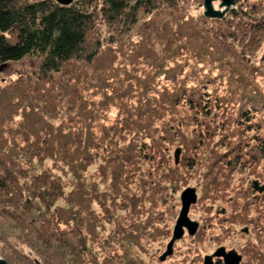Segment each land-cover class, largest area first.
Here are the masks:
<instances>
[{
  "label": "trees",
  "instance_id": "trees-1",
  "mask_svg": "<svg viewBox=\"0 0 264 264\" xmlns=\"http://www.w3.org/2000/svg\"><path fill=\"white\" fill-rule=\"evenodd\" d=\"M241 1L211 20L190 14L188 0H0V67L38 61L0 79L1 258L196 264L147 250L161 240L155 188L176 178L187 187L193 166L213 195L233 189L239 172L259 175L264 0ZM178 147L198 157L176 166L166 155ZM244 189V200L230 199L240 210L230 220L264 239V199Z\"/></svg>",
  "mask_w": 264,
  "mask_h": 264
},
{
  "label": "rangeland",
  "instance_id": "rangeland-1",
  "mask_svg": "<svg viewBox=\"0 0 264 264\" xmlns=\"http://www.w3.org/2000/svg\"><path fill=\"white\" fill-rule=\"evenodd\" d=\"M241 3H242V1L239 0L236 3L235 7H233L231 10H233L234 8H237V6H239V4H241ZM218 5H219L218 3H215L216 9H218ZM186 7H188L187 10L192 15H201V14L203 15L204 14V0H203L202 4H200L199 0H188V5ZM239 10H240V8H239ZM229 13L224 18H226L229 15ZM163 16H165V15L163 14ZM211 20H214V19H211ZM216 20H218V19H216ZM257 43H259V42H257ZM257 43H255V44H257ZM263 48H264V44H263ZM263 51H264V49L260 52V54H262ZM37 65H38V61L35 59H31V58L25 59L24 61L19 62V63H9L5 66H2V69L0 71V79H2V80H9L10 78L13 79V78H15L14 76L16 74L26 73L30 69L36 68ZM111 109L113 110V107ZM111 114H112V115H110L111 117H113V116L116 117V115H118V111L115 112L113 110V112ZM178 148L181 149V155H180L179 163L176 164L175 159H174V153ZM178 148H173L172 156H171V154L166 155L168 158L173 157V163L176 164V166L181 165L183 158H186V157L190 158V157H196V156L198 157L197 154L195 155L193 153H189L188 155H186L183 152V149L181 147H178ZM227 156H225L223 160H225V158ZM206 157H207V155L204 156V158H206ZM219 157L221 158L222 155L221 156L219 155ZM223 160H221V163H224ZM232 163H233L232 161H228L229 166H231ZM186 165L188 166L189 164H183L182 163V166H186ZM196 165H201V163L200 164L197 163ZM204 165H205V163H204ZM153 167H154V165L153 166L151 165L152 169H153ZM251 170H253V169L239 172L236 175H234V177L231 178V180L228 179L229 186H231L233 189H230V191H227V193L213 195L214 193H221V192H212V194H204V196L200 199L199 203L196 204L193 207V209L191 210V219L196 220L198 222H201V224H202L205 221V218H208L209 220H207L204 223L205 224L213 223L214 227H212L211 230L208 229V231H205L204 234H195L194 236L187 235L184 238H182L181 240L177 241L174 245L173 255L171 257L167 258V260L171 259V260H168L169 263H174L179 258L190 255V256H195L194 262L196 264H202L203 263L202 259H203V256L205 254H211L217 248H219L221 246H225L228 250L229 249L237 250L236 252H238V250L241 251L240 247H242V248L247 247L246 250L244 252H242V254L244 255L243 264L244 263L245 264H257V260H255V259L252 260L248 254L250 251H252V252L255 251L259 255V253L261 251V249H260L261 245L260 244L262 243V240H264L261 237L257 236V231L255 230V227L251 224H249V225L238 224L235 229L228 232V228L233 227V224L236 225V223L232 222L229 219V223L222 224L223 227L225 228V230H223L221 227H219V223H218V217L219 216L216 215L217 214L216 212H220L223 209H226L228 211L227 208L231 209V211L234 212V214L238 213L240 211L238 209L239 206L237 208V206L232 204V202L235 199L244 200V198H246L245 197L246 189H244V188H247V186L251 185L252 181H257V180L260 183H262V185H264V163H261L258 166V173H259L258 177L255 175H251ZM205 171L206 170H204L202 167H194V166H193V168H190L189 170L184 171V172H186V179L188 182L187 187L182 186L183 182L185 180L182 181L181 178H176L172 182H170V180L168 181V179L163 180V181H165V183H162V185H161L162 187H160V185H157V187H156L157 189L155 188V191L158 193L155 197L157 199H159V198H162V199L159 202H157V200H156V211H157L156 218H157V220L155 219L153 221V226L158 229L156 231V236L160 237L161 240L159 242L155 243L152 247H150L148 245L147 250L152 252L153 255H157L159 257V261H160V256L166 251L167 246L173 237V232H174L173 229L175 228L174 225H176L177 219L179 217L178 215H180L179 213L181 212L180 211V196H181L182 192L187 188H196V190L198 192L203 191L200 189V186H201V183L203 181V177H204L203 174ZM254 171H256V169ZM155 180H156V176L153 175L151 178L152 184H154ZM179 186H182V189L178 192H175V190ZM158 188H160V189L162 188V190H161L162 192L161 191L158 192L157 191ZM155 191H154V187H153L152 193H156ZM256 194L259 197H254L255 200L256 199L257 200H261V199L263 200L264 199V192L263 193L258 192ZM160 195H161V197H160ZM232 198H233V201L230 200ZM250 214L252 216H255L257 214V210L252 209ZM231 217H232V215H231ZM127 219H125V221ZM115 224H114V226H115ZM244 227L247 228V230L249 231L248 233H243L241 231L242 230L241 228L244 229ZM110 229L112 230L113 228L110 227ZM113 230H116L117 232H121V233L125 232L122 229L121 224H117V226H115V228ZM229 233H232V234H229ZM125 237H128V236H125ZM190 239L193 242V249H195V251H194L195 253L190 251V250H192ZM245 242H247V243L250 242L252 244V246H254V249L252 250L250 243L244 245ZM258 242H259V245H258ZM148 251H146L144 256H143L144 259L147 261L152 259V258H150V254ZM0 259H4V258H1V255H0ZM162 263H164V262H162Z\"/></svg>",
  "mask_w": 264,
  "mask_h": 264
},
{
  "label": "water",
  "instance_id": "water-1",
  "mask_svg": "<svg viewBox=\"0 0 264 264\" xmlns=\"http://www.w3.org/2000/svg\"><path fill=\"white\" fill-rule=\"evenodd\" d=\"M61 4H69L73 0H57ZM215 3H218V9L215 8ZM237 0H204V16L207 19H223L233 7H235ZM2 67H0L1 71ZM181 149L175 151L174 159L178 164L180 161ZM253 188L259 193L264 192V185H260L259 181L253 182ZM182 209L177 219L173 237L169 242L166 251L160 257L161 262H165L167 258L171 257L174 253V245L177 241L181 240L184 236L185 229H188L189 235L194 236L198 229V224L192 222L189 218V211L192 205L197 203V194L195 188H187L181 194ZM244 232H248L245 229ZM224 258L225 264H241L242 256L236 251L226 252L225 248L218 249L212 256H206L204 264H214L213 258ZM0 264H8L4 259H0Z\"/></svg>",
  "mask_w": 264,
  "mask_h": 264
},
{
  "label": "flooded vegetation",
  "instance_id": "flooded-vegetation-1",
  "mask_svg": "<svg viewBox=\"0 0 264 264\" xmlns=\"http://www.w3.org/2000/svg\"><path fill=\"white\" fill-rule=\"evenodd\" d=\"M260 185H262V183H260ZM251 187H252V189H253V181H252V183H251ZM196 189V188H195ZM253 191H254V189H253ZM255 193L252 195L253 197H256L257 196V194L256 193H258V192H256V191H254ZM196 194H197V203L196 204H198L199 203V201H200V199L204 196V194H207V193H205L204 191H200V192H198L197 190H196ZM256 194V195H255ZM195 204V205H196ZM195 205H192L191 206V208H190V211H189V218H190V220L192 221V222H196L197 224H198V229H197V232H196V234H204V232L205 231H208V229L209 230H211V228L212 227H214V224L213 223H209V224H205L204 222H206L207 220H209L208 218H205V221L201 224V222H198V221H196V220H193V219H191V210L193 209V207L195 206ZM182 200H181V196H180V211H181V209H182ZM228 209V211L226 210V209H223V210H221L220 212H216L217 214V216H219L218 217V223H219V227H221L223 230H225V228L223 227V225L222 224H224V223H229V219H230V217H231V215H233L234 214V212H232L231 211V209H229V208H227ZM217 211V210H216ZM180 214V213H179ZM219 214V215H218ZM179 216V215H178ZM228 221V222H227ZM237 225L238 224H233V227H231V228H228V232L229 231H231V230H233V229H235L236 227H237ZM174 227H175V225H174ZM242 230V232L243 233H248V232H244L245 231V229H247V228H245L244 227V229L243 228H241ZM174 230V229H173ZM229 234H232V233H229ZM187 235H189V231H188V229H185V233H184V236H183V238L185 237V236H187ZM240 242V241H239ZM248 243H250V242H248ZM247 242H245L244 243V245H246V244H248ZM250 245H251V248L252 249H254V246H252V244L250 243ZM258 245H259V242H258ZM261 245V251H260V253H259V256L262 258V259H260V260H257V264H264V240H262V243L260 244ZM220 248H225V250L227 251V252H230V251H237V250H234V249H227L225 246H221V247H219V248H217L213 253H211V254H205L204 256H203V259H202V264H204V261H205V257L206 256H212L218 249H220ZM241 248V251L240 250H238V254L239 255H241L242 256V261H241V264H243V259H244V255L242 254V252H244L245 250H246V248L247 247H245V248H242V247H240ZM263 248V249H262ZM213 263L214 264H225V261H224V258H217V257H215V258H213ZM245 264V263H244Z\"/></svg>",
  "mask_w": 264,
  "mask_h": 264
}]
</instances>
